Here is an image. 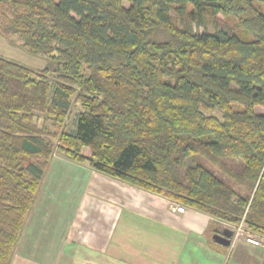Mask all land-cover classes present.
<instances>
[{"label":"trees","instance_id":"16d2710c","mask_svg":"<svg viewBox=\"0 0 264 264\" xmlns=\"http://www.w3.org/2000/svg\"><path fill=\"white\" fill-rule=\"evenodd\" d=\"M258 5L264 0H0V37L51 62L35 70L0 56V264H12L57 147L207 214L211 227L244 220L264 238ZM219 16L236 29L218 27ZM74 97V127L59 135Z\"/></svg>","mask_w":264,"mask_h":264},{"label":"crops","instance_id":"0c3cea01","mask_svg":"<svg viewBox=\"0 0 264 264\" xmlns=\"http://www.w3.org/2000/svg\"><path fill=\"white\" fill-rule=\"evenodd\" d=\"M89 168L76 191L43 178L12 264H264V243L224 247L207 214Z\"/></svg>","mask_w":264,"mask_h":264},{"label":"rangeland","instance_id":"374dc122","mask_svg":"<svg viewBox=\"0 0 264 264\" xmlns=\"http://www.w3.org/2000/svg\"><path fill=\"white\" fill-rule=\"evenodd\" d=\"M126 5H127V3H126ZM259 7L264 12V5H261ZM235 25H236V21L234 19L229 20V19H226L222 16H219V18L217 20V26L218 27H226V28H230V29L235 30L236 29ZM214 27L215 26L212 24L208 25L209 30H213ZM198 29H200V31L203 30V28H198ZM0 56L7 58L9 60L19 62V63H21L25 66H28L32 69H35V70L36 69L42 70L44 67L50 66V64H51L50 60L45 56H42V55L35 56V55H31L28 52H26L21 46V40L17 37H12L11 39L0 37ZM78 110H80V105L77 103L76 98L74 97L73 108H72L70 114L68 115V117L66 118L64 126H62L61 129L57 130L59 135H60L61 131H70L74 127V123H75V119H76V115H77ZM58 141H59L58 138L53 139V142L56 145V147L59 144ZM56 165L61 166V167L56 168ZM86 165L87 164H82V163L75 162V161L71 160L69 157H67L60 150V148L57 147L55 152H54L53 158L51 159V162L47 167L46 174H45L44 178L46 177V175L53 173L52 175H53V178L55 179V181H53V183L57 182L59 185L62 184V188L65 187L66 185H68V187H70L69 186L70 183L73 184V183L77 182L78 187L74 188V190L76 191L79 189V181L81 180V178L83 179L85 177H88V175L90 174V173H87L86 171H84L85 169H90L89 166L87 167ZM100 175L105 176V174H102V173H100ZM82 181H85V180H82ZM44 182H46V180ZM63 190H67V189L63 188ZM39 192H40V190H39ZM240 224H242L243 227L245 228V230L247 232H249L248 231L249 228H248V226L244 220H242L238 223V225H240ZM238 225L236 224V226H238ZM236 226H232V227L234 228ZM253 235H254V233H253ZM256 236L259 238L258 235H256ZM239 239H245V237L242 236ZM259 239L264 242V238H259ZM245 241H246V239H245ZM17 251H18V247L16 249V253H17ZM18 261H19L18 258L15 259L14 264H19Z\"/></svg>","mask_w":264,"mask_h":264},{"label":"built area","instance_id":"2783aa9c","mask_svg":"<svg viewBox=\"0 0 264 264\" xmlns=\"http://www.w3.org/2000/svg\"><path fill=\"white\" fill-rule=\"evenodd\" d=\"M174 209H176L179 212H184L186 208H185V206H183L181 204H178V205L174 204ZM233 229L235 231V235H234L233 240L234 239H239L242 236H244L246 241L249 242V243H253V244H256V245L264 243L256 235H253L252 233L247 232L242 224L234 227Z\"/></svg>","mask_w":264,"mask_h":264},{"label":"water","instance_id":"95a60500","mask_svg":"<svg viewBox=\"0 0 264 264\" xmlns=\"http://www.w3.org/2000/svg\"><path fill=\"white\" fill-rule=\"evenodd\" d=\"M234 235L235 231L232 228L222 227L218 233L213 235V240L224 247H229L232 243Z\"/></svg>","mask_w":264,"mask_h":264}]
</instances>
